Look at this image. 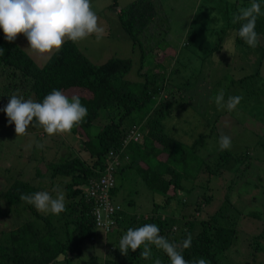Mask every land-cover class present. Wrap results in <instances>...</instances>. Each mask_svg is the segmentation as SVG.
<instances>
[{
    "label": "trees",
    "instance_id": "obj_1",
    "mask_svg": "<svg viewBox=\"0 0 264 264\" xmlns=\"http://www.w3.org/2000/svg\"><path fill=\"white\" fill-rule=\"evenodd\" d=\"M257 2L264 11L263 1ZM251 3L252 0H237L230 4L231 7L223 8V13L229 17V29L234 30L233 44L230 45L245 56L239 54L245 65L250 62L257 66L254 73L231 79L232 84L246 89V94H249L247 86L253 84V78L260 76L263 65L264 15L257 19L255 30L260 40L255 48L239 38L237 32L241 22L233 23V16ZM110 9L117 13L122 29L139 49L141 70L146 61L152 62L157 58L160 60L153 61V67L161 65L166 50L176 46L173 43L176 40L172 36L170 38L173 31L169 14L156 4V0H133L121 8L118 0H114ZM198 32L191 26L183 42L176 41L178 45L182 44L179 56L167 54L173 62L169 65L164 63L169 73H147L145 80L138 82L126 79L133 66L131 58L113 57L98 66L90 61L77 42L72 41H66L59 52L55 51L43 65H39L18 44L17 40L23 34L9 42L0 28V48L4 49V54L0 55V109L8 104L12 94L42 102L53 89L61 90L69 99L73 95L79 96L81 104L88 109L85 120L71 131L77 136L78 152L68 144L72 150L68 155L59 161H50L46 173L38 170L42 177H49L51 183L58 181L64 184L62 190L67 197L64 212L59 215L42 213L22 201V193L32 194L43 188L23 179L12 166L0 168V179L3 178L0 180V224L4 225L11 217L17 219L24 212L28 216L17 229L4 231L5 226L0 229V264H154L156 259H160L162 264H170L167 254L154 245L151 246L152 257L147 260L140 256L143 246L136 251L129 249L127 256L121 253V237L129 228L145 224H156L160 235L181 247L191 233V246L182 252L187 261L203 258L210 264H253V257L244 258L247 253L254 256L257 264L264 256V218L261 221L259 213L251 212L245 216L228 194L218 210L205 216L204 210L211 204L212 195L201 194L193 202V198L184 199L179 193L185 191L184 180L191 177L193 182H198L202 170L213 173V167L200 164L202 161L197 153L210 133H199L193 143L187 145L180 134L172 132L167 125L174 116L173 107L181 97L175 94L188 91L193 72H203L202 68L195 70L188 63L181 66L180 54L184 55L185 49L188 51L195 46L194 51L203 50L202 56L201 52L196 56L202 61L220 52L229 37L223 32L217 35L211 32L210 36L199 39ZM195 40L197 42L193 45ZM232 68L234 70L236 65ZM242 68L240 65L236 70ZM183 70L191 73L183 74ZM194 76H199V73ZM254 94H263L264 97V87L257 85L251 95ZM131 127L136 130L131 132ZM32 133L34 129L30 125L25 136ZM134 133L140 135L139 140L131 139L125 143ZM15 134L14 122L10 125L6 113L0 110V160L5 153V141ZM80 152L84 153L83 156ZM243 156L223 151L217 159L228 164L229 161H242ZM114 160L116 166L111 170L109 163ZM129 171L134 172L153 195L162 197L159 202L154 199L149 215L124 210L116 201L121 190L116 177ZM110 174L115 185L109 191L108 200L114 206L119 205L120 210L110 215L113 224L106 229L97 225L98 204L87 194L93 181L99 184L101 178ZM173 202H178L184 211L178 214L179 210H175V215H168L166 206ZM191 206V212L185 211ZM247 219H251L248 222L252 230L249 231L253 234L247 242L248 247L244 248L246 241L240 246L237 244L239 232ZM239 252L242 260L236 259ZM84 254L90 256L86 261L81 259ZM79 258L81 262L77 263Z\"/></svg>",
    "mask_w": 264,
    "mask_h": 264
},
{
    "label": "rangeland",
    "instance_id": "obj_2",
    "mask_svg": "<svg viewBox=\"0 0 264 264\" xmlns=\"http://www.w3.org/2000/svg\"><path fill=\"white\" fill-rule=\"evenodd\" d=\"M132 1L118 0L119 8ZM234 1L237 0H156V4L160 5L171 18L173 32H171L170 38L172 36L179 43L183 42L191 26L199 30V39L205 35L210 36L211 32L214 35L223 32L229 36L220 52H215L202 61L196 56L200 52L202 56L203 50L200 52L194 51L195 46H191V50L188 51L185 49L183 51L184 55L180 54L179 64L181 66L188 63L195 70L202 68L203 72H193V79L188 82V91H178V94H175V96L181 97L174 106L175 108L173 107L174 116L169 122L167 121V125L172 132L180 134V138L187 145H191L193 139L199 133L203 131L210 133L205 145L197 153H199V160L202 161L200 164L213 167V173L209 174L202 170L199 174L198 182L195 181L196 184H194L195 182H193L191 177L188 180H184L185 191L179 192L181 196L184 199L193 198V202H195L196 198L201 194L212 195L214 198L211 204L204 210L205 216H207L214 210H218L224 197L229 194L235 205L244 212L245 216L251 212H256L262 216V221L264 218V103L261 104V102L264 97L263 94H251L257 89V85L264 87V60L260 76L253 78V84L247 86L249 94H246L248 93L247 90L241 85L232 84L231 79L252 74L257 67L256 64L253 66L250 62L245 65V62L242 61L243 58L239 56L241 53L230 45L233 44L234 30L229 29V17L227 13H223V8ZM262 1L264 3V0ZM113 2L114 0H93L91 2L92 10L98 16V24L105 29V34L99 42L96 41L94 34L77 42L80 49L92 63L98 66L113 57L131 58L133 66L130 73L126 76L127 80L144 81L147 73L155 71L169 73L164 65L166 63L169 65L173 62L169 55L178 54L182 44L178 45L174 41L173 43H176V46L167 49V53L164 54L169 56V58L164 59L165 56L161 65H155L156 68L153 67L154 60L152 62L146 61L141 70L139 49L134 46L131 39L122 29L116 16L117 13L110 9ZM201 26L202 28L199 29ZM17 42L22 49L34 57L39 65H43L55 52L44 54L35 52L28 48L29 41L24 35ZM196 42L197 40H195L193 45ZM224 48H228L232 54ZM242 56L245 58L244 55ZM157 59L160 60L159 58ZM233 65H236L234 70V67L232 68ZM240 65L243 68L236 70ZM181 72L187 74L185 70ZM197 73H199V76H194ZM186 83L187 81H185ZM220 90H223L225 100L232 95L243 96L241 103L234 111L228 112L226 109H217L213 98ZM252 90L254 91L252 92ZM33 129L34 133L32 135L17 136L15 134L10 139H7L8 141H5L6 144L3 150L5 153L2 155L3 159L0 160V168L12 166L17 173L21 174L23 179L32 181L34 185L40 184L41 188H43L41 191H47L55 196L56 192L54 189L59 188L62 190L64 184L58 181L51 183L50 178L42 177L38 170L41 173H46L47 164L50 161H59L68 155L72 151L68 144L71 145L73 150L78 152V139L72 133H58L49 136L46 133L43 135L44 130L42 128L33 127ZM130 130L134 132L136 129L131 127ZM92 131H95V129ZM221 134L230 136L232 140L231 149L225 150V152L230 151L234 156L244 154L241 158L242 161H229L228 164H222L221 159H217V155L223 152L219 150L218 145ZM36 142L42 143L44 147L42 149L37 148ZM83 154V152H80L81 156ZM209 156L212 158H209ZM116 179L121 185L116 201L123 206L124 210L138 212L139 214L147 213L146 215H149V211L154 206V199H157L158 202L162 199L161 196L153 195L148 188L144 187L134 172L129 171L119 178L116 177ZM64 195L66 201L65 192ZM131 199L134 201L133 203H131ZM166 207L168 215H175V210H179L178 214L184 211L178 202H173ZM190 208L185 211L191 212L193 206ZM26 218L28 216L26 217L25 212L17 219L11 217L4 225L0 224V229H2V226H5L4 231L17 229L26 222ZM172 219L170 218V220ZM249 220L251 219L245 221V227L241 228L239 232L237 246L246 241L244 248L248 247L247 242L253 234L250 232L252 227L248 222ZM248 256L253 257L251 262L255 264L254 256L245 253L244 258ZM89 257V255L84 254L81 259L86 261ZM81 259L79 258L76 262H81ZM236 259H243L241 253ZM261 263H264V256L257 262V264Z\"/></svg>",
    "mask_w": 264,
    "mask_h": 264
},
{
    "label": "clouds",
    "instance_id": "obj_3",
    "mask_svg": "<svg viewBox=\"0 0 264 264\" xmlns=\"http://www.w3.org/2000/svg\"><path fill=\"white\" fill-rule=\"evenodd\" d=\"M261 15H264L261 4L252 0L250 6L239 9L238 14L233 16V23L241 22L237 35L252 48L257 47L260 40L255 29ZM0 28L9 42H14L19 34H23L29 41L28 48L40 54L59 52L66 41L79 42L93 34L99 42L105 34L90 0H0ZM224 49L232 54L228 48ZM2 54L4 49L0 48ZM213 99L218 110L232 112L243 96L232 95L225 100V94L220 90ZM0 110L6 113L10 125L14 122L17 136L25 135L30 125L43 128L49 136L71 133L88 115V109L81 104L79 96L73 95L69 99L58 89H53L42 102L12 94L8 104ZM218 145L220 151L231 149V137L221 134ZM36 147L42 149L44 145L36 142ZM54 191L55 196L47 191L22 193L20 199L33 205L39 212L59 215L66 210L65 195L59 188ZM191 241L189 233L181 247L160 235V228L156 224H145L139 228H129L119 241V249L127 256L129 249L136 251L143 246L140 256L147 260L152 257L151 246L154 245L167 254L170 264H210L203 258L185 260L182 252L191 246ZM154 264H162V261L156 259Z\"/></svg>",
    "mask_w": 264,
    "mask_h": 264
},
{
    "label": "built area",
    "instance_id": "obj_4",
    "mask_svg": "<svg viewBox=\"0 0 264 264\" xmlns=\"http://www.w3.org/2000/svg\"><path fill=\"white\" fill-rule=\"evenodd\" d=\"M140 135L134 133L132 136H129L128 139L125 140V143H128L129 140L133 139L135 141L139 140ZM116 166V160L114 162L109 163V169L114 170ZM115 185V179L113 175H108L107 177H103L100 179L99 184L91 183L87 196L93 198L95 202L98 204V208L96 211V221L97 225L100 227H104L109 229L113 224V221L110 218V215L115 214L120 210V206H114L108 200L109 191Z\"/></svg>",
    "mask_w": 264,
    "mask_h": 264
}]
</instances>
